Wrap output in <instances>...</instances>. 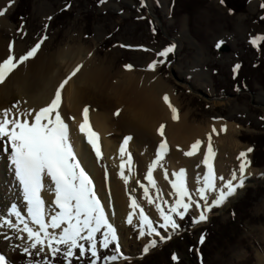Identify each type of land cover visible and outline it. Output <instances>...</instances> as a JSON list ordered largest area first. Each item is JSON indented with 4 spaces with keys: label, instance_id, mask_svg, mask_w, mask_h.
<instances>
[{
    "label": "rangeland",
    "instance_id": "obj_1",
    "mask_svg": "<svg viewBox=\"0 0 264 264\" xmlns=\"http://www.w3.org/2000/svg\"><path fill=\"white\" fill-rule=\"evenodd\" d=\"M147 1L143 0L142 4L141 0H106L102 4L100 0H15L5 15L8 27H0V33L11 34L20 43V55L44 36L47 40L39 51L45 57L64 47L88 51V56L93 57V65L118 73L112 79L113 84L121 74L129 71L141 79L147 73H154L171 90L179 114L186 117L187 123L207 128L206 134L212 133L213 127L217 131L225 125L231 127V131L227 129L219 135L212 134L215 159L224 167L226 180L231 178L233 171L239 175V154L253 149L247 154L251 164L246 169L245 187L237 190L225 208L222 205L207 212L206 221L195 223L203 208L191 207L183 219L174 216L179 225L177 230L160 228L163 220L156 204L167 211L176 196L165 198L157 188L153 194L147 188L148 196L157 199V203L149 204L147 200V204H138L139 207L135 208L137 218L132 224H125L115 215H109V221L117 229L120 253L114 251V243L107 249L100 245L104 231L101 229L96 234L100 257L96 264H153L142 259L163 250L175 235L186 232L187 228L195 234L190 253L199 264H264V41L258 42L259 46L251 43L254 38L264 36V7H261L264 0H223V3L221 0ZM8 3L9 0L3 6ZM251 3H255L253 10L249 9ZM149 12L160 20L163 33ZM21 25L23 32L19 31ZM221 41L227 51H219L216 47ZM172 45H175L173 52L167 57L159 56L161 51ZM153 61L158 62L154 71L149 69ZM126 65H132L131 70ZM93 109L100 111L97 107ZM110 127H116L115 120ZM124 135L123 132H113L108 138L121 146ZM177 147L183 148L182 145ZM88 149V156L92 162L96 161L93 162L95 166L98 163L101 168H112L103 151L102 159L98 160L90 145ZM128 151L132 155V165L131 170L127 165L123 169L128 177L127 183L120 178L125 185V195L130 194L134 198L141 185L134 176L136 148ZM197 166L198 163L194 168ZM98 175L100 189L108 196L109 183L103 182L101 171ZM94 184L100 196L98 182L94 181ZM7 188L0 184V191ZM143 189L141 187L144 192ZM213 198L209 196V204ZM19 199L16 197L10 206L8 203L3 206L1 203L5 204L7 200L0 196V223L6 218L4 213L8 207H20ZM193 199L201 205L204 203L199 196L194 195ZM113 203L110 200L112 209H116ZM140 208L154 221L153 227L160 236H139ZM203 229L204 242L201 243L200 232ZM144 231L147 233L146 227ZM18 235L7 227L0 228V254L7 258L8 264H24L29 256H38L40 260L45 258L48 264H68L62 252L53 256L45 249L37 255V250L29 248L26 253L24 248L31 241L26 237L19 239ZM6 236L9 239H5ZM152 241L156 242L155 247L150 246ZM80 243L88 247L87 242ZM145 246H149L148 252H144ZM75 252L71 264H91L90 252L83 256L78 249ZM111 255H117L118 259H106ZM167 258L168 255L162 260L170 264Z\"/></svg>",
    "mask_w": 264,
    "mask_h": 264
},
{
    "label": "snow or ice",
    "instance_id": "obj_2",
    "mask_svg": "<svg viewBox=\"0 0 264 264\" xmlns=\"http://www.w3.org/2000/svg\"><path fill=\"white\" fill-rule=\"evenodd\" d=\"M15 0H9L6 7L0 8V17L6 15ZM106 0H100V3H105ZM143 4V0H141ZM223 3V0H221ZM264 7V4L261 5ZM50 19V18H49ZM19 31L23 32V25ZM26 34V33H24ZM47 40L44 36L38 43L35 44L25 54L16 57L13 53L14 42L9 43V55L0 61V85L14 73L21 65L34 58L40 50L41 45ZM264 41V36L254 38L251 43L259 46L258 42ZM223 41L216 45L221 46ZM123 47V45H122ZM175 45L165 48L159 53L161 57H167L173 52ZM147 50V49H146ZM163 61H160L162 63ZM157 61H153L149 65L150 70H155ZM83 65H77L56 87L55 92L45 106L37 109L22 110L19 107V102L13 104L9 108L0 109V142L5 150L10 149L11 162L14 165L15 175L23 187L24 199L28 205V214L32 222L38 226V230L29 227L28 224L20 217V213L13 206L12 214L18 219L19 223L23 224V228L14 223L11 219H3L0 223V228H9L16 231L26 233V239L31 241L24 251L29 252V248L35 249L38 255L49 250L53 256L63 253L64 257L71 264V258L76 255L75 250H79L80 256L90 252L94 259L91 264H96L100 259L97 249V233L104 229L103 239L100 245L107 249L110 244H115L114 251L120 253L121 245L116 227L109 221L106 214V207L102 204L100 197L97 194L96 186L93 178L86 171L81 159L78 158V153L75 151L71 130L69 124L62 115L63 96L66 86L80 72ZM126 68L131 70L132 65H126ZM239 68V65L236 66ZM164 102L168 105L172 112V119L178 120V109L174 107L167 94L163 97ZM115 115H120V110H117ZM82 122L79 123V132L86 138L87 143L91 146L96 158L102 159L103 153L101 148V138L90 122L89 107L85 106L82 110ZM74 120L75 117H69ZM165 125L161 124L157 129L158 134L163 138L157 149L156 158L149 166L146 179L153 188L156 187V181L153 178V172L157 166L163 167L162 161L169 151V144L165 137ZM226 126L219 131L215 127L212 133L208 134V143L206 152L203 153L202 163L206 166L207 172L203 176V186L199 187L196 192L204 203L194 200L186 183V170L180 169L173 173L175 180L171 182V187L174 189V194L177 199L167 211L159 204H156V209L163 223L160 228H171L173 231L179 228L177 220L174 216L183 219L188 214L191 207L203 210L199 214V218L195 223L206 221L207 212H211L213 207L224 205L230 197L237 194L238 189L245 187L246 169L250 166L251 161L247 159V154L253 149L249 148L246 152H241L237 159L241 161L239 166V175L233 171L230 179H225L224 176H218L214 166L216 151L212 144V134L219 135V132H226ZM133 139L131 136H126L119 148L122 163L120 164V176L128 181L123 169L127 165L131 170L132 155L128 151V144ZM203 141L197 139L190 145V149L184 152L185 156L192 157L200 153ZM127 156L125 160L124 157ZM165 178L168 177V172L164 171ZM45 177L50 178L54 186V214L50 216V220L46 221L45 200L42 192L45 187ZM217 181L223 182L221 186L217 185ZM236 181V183H234ZM145 197L149 204L154 201L148 196V189L144 188ZM214 198L209 204V196ZM165 203H167L165 201ZM132 208H138L136 200L131 201ZM58 209V211H55ZM140 226L139 236L143 237L146 234L160 236V233L153 227L154 221L149 218L143 208H140ZM127 223L132 224V216L129 215ZM147 228V233L144 228ZM60 229L59 234L55 231L50 232L49 229ZM19 239L25 237L19 236ZM171 237L169 236L168 239ZM9 239V237H5ZM164 239V237H161ZM80 241L87 242L86 248ZM201 243L204 242V237H201ZM155 241L150 243L151 247H155ZM63 246V247H61ZM149 246H145L144 252H148ZM110 261L118 259L117 255L106 257ZM177 257L174 255L173 260ZM0 264H8L7 258L0 254Z\"/></svg>",
    "mask_w": 264,
    "mask_h": 264
},
{
    "label": "bare ground",
    "instance_id": "obj_3",
    "mask_svg": "<svg viewBox=\"0 0 264 264\" xmlns=\"http://www.w3.org/2000/svg\"><path fill=\"white\" fill-rule=\"evenodd\" d=\"M7 1L0 0V8L4 7L3 5ZM253 7H255V3H251L249 9L253 10ZM3 26L8 27L5 16L0 17V27ZM11 42H14L12 54L16 57L22 54V46L11 34L0 33V61L10 54L8 46ZM87 53L88 51L85 52L82 49L75 51L71 47H64L58 49L56 53L45 57L44 53L39 51L34 58L21 65L4 84L0 85V109L9 108L19 102V107L22 110H38L50 102L59 83L77 65H83L80 72L69 82L62 93L63 104L61 111L70 126L78 158L82 160L86 171L94 181L98 182L99 197L102 204L106 207V214L108 216L115 215L118 220L125 224H128L127 218L129 215L132 216V222L136 220L137 214L135 209L131 207V201L135 199L137 204H147V198L144 192L141 191V187L149 188L152 190V194L157 188L160 195L168 199L175 197L174 189L171 187V182L175 180L172 174L182 168L186 170V183L192 197L194 195L198 197L196 190L203 186V176L207 172L206 166L202 163L203 153L206 152V144L208 143V134L205 133L207 128L195 127V125L187 123L186 117L180 114L178 120L172 119L173 114L163 100L164 95L167 94L169 96L170 102L174 107L178 109V106L173 99L171 90L154 73H147L141 79L140 76L129 71L121 74L118 81L113 84L112 79L118 73H112L107 68L93 65L91 61L93 57L91 55L88 56L89 54ZM63 69H66L65 72H63ZM85 106L89 107L90 122L94 130L100 135L102 151L107 162H109L108 164L112 166L110 170L105 168V166L101 168L98 163L95 166L94 163L96 161H93V163L91 157L88 156L89 144L78 129V125L83 119L82 110ZM93 107H97L102 112H95ZM117 110H120L119 116L115 115ZM69 117H75V119L72 120ZM112 120L116 121L115 128L110 127ZM161 124L166 126L165 137L169 144V151L161 162L163 167L157 166L153 172V178L156 181V187L153 188L146 179V175L149 166L156 158L157 149L154 148H158L156 146L157 143L159 145L163 139L157 131ZM225 126L228 130H232L231 127ZM113 132H123L125 133L124 137H133L128 144V150H131L132 147L136 148V160L133 159L135 161V163L133 162L135 165L134 170L136 171L134 176L138 178L141 185L135 192L134 198L130 194L128 196L125 195V185L121 182L119 173L121 169L120 166H117V163H122L119 153L120 146L108 138ZM201 137L204 140L200 153L192 157L185 156L184 152L188 151L190 145L197 139L200 140ZM213 141L215 139L212 135ZM137 144H139L138 147ZM179 145H182L183 148L177 147ZM191 158L193 160H190ZM124 159L126 160L127 156ZM196 163H198V166L194 168ZM214 166L217 175H222L226 179L225 169L216 159L214 160ZM165 169L168 172L167 178L164 176ZM100 171L101 175L104 176L103 182L109 183L108 187L110 186V188L107 189V195L109 193L110 200H113L116 204V209H112L109 195H104L100 189L101 185H99L100 181L98 179ZM222 183L217 181L218 186H221ZM0 184L8 186L6 190L0 191V196L8 202L6 201L5 204L2 202L1 204L5 206L8 203V206H10V202L13 203V199L19 197L21 205L18 209L14 206L16 211L20 213V217L24 219L29 227L38 230V226L32 222L28 214V205L24 199L23 187L15 175L14 165L11 162L10 149L5 150L2 142H0ZM104 186L106 187V184ZM53 192L54 186L50 178L45 177V187L42 196L45 200L46 221H49L50 216L54 214ZM175 198L177 199V197ZM153 201V203H157V199ZM227 202L224 205H227ZM224 205L223 207L225 208L226 206ZM7 209L8 211L4 213V217L11 219L22 229L23 224H20L19 219L12 214L13 207L11 209L8 207ZM55 211H58V209H55ZM49 231H55L59 234L60 229L53 230L50 228ZM19 235L26 237L24 232H20Z\"/></svg>",
    "mask_w": 264,
    "mask_h": 264
},
{
    "label": "trees",
    "instance_id": "obj_4",
    "mask_svg": "<svg viewBox=\"0 0 264 264\" xmlns=\"http://www.w3.org/2000/svg\"><path fill=\"white\" fill-rule=\"evenodd\" d=\"M205 230H201L200 236L204 237ZM195 234L189 232V228H187L186 232L177 234L174 236V239L165 245L163 250H158L155 252V254L150 256H145L142 261L149 260L153 264H158L160 261V264L165 263V259L163 257L168 255V260L170 264L174 263H181V264H199L198 260L192 256L190 251L193 248V243L195 242ZM176 256L177 259L173 260V256ZM25 260V259H24ZM26 262L24 264H46L47 260L45 258H40L38 256H29L28 259L26 258ZM48 264V263H47ZM166 264V263H165Z\"/></svg>",
    "mask_w": 264,
    "mask_h": 264
},
{
    "label": "water",
    "instance_id": "obj_5",
    "mask_svg": "<svg viewBox=\"0 0 264 264\" xmlns=\"http://www.w3.org/2000/svg\"><path fill=\"white\" fill-rule=\"evenodd\" d=\"M149 15H150L153 19H155V21H156V23H157V25H158V27H159L161 33H163V28H162V25H161L160 20H159L155 15H153V14L150 13V12H149ZM219 51H227V48H226L224 45H222V46L219 48Z\"/></svg>",
    "mask_w": 264,
    "mask_h": 264
}]
</instances>
